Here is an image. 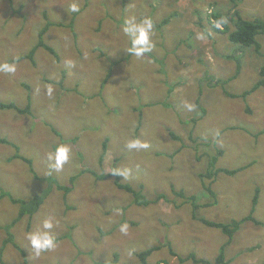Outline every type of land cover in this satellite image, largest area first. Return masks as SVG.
I'll list each match as a JSON object with an SVG mask.
<instances>
[{"label": "rangeland", "instance_id": "374dc122", "mask_svg": "<svg viewBox=\"0 0 264 264\" xmlns=\"http://www.w3.org/2000/svg\"><path fill=\"white\" fill-rule=\"evenodd\" d=\"M73 3L79 7L76 15L70 11ZM234 4L245 17L264 18V0ZM234 4L0 0V64L33 51L32 59L12 63L14 72H0V102L20 109L30 106L28 113L0 109V138L13 142L36 172L15 158L13 145L0 142V187L8 194L0 199V248L12 233L23 251L9 242L4 264H140L139 253L159 245L149 264H192L180 261L190 253L213 261L227 237L194 219L187 197L194 196L201 206L211 204L196 216L229 222L251 212L257 187L258 224L241 226L225 259L228 264H264V88L246 98L223 91L224 86L237 94L251 88L259 61L246 51L237 74L234 61L225 58L239 55L237 45L198 25V19L207 25V15L228 13ZM132 17L152 20V51L163 65L149 53L127 54L131 41L122 29ZM44 29L43 41L56 56L46 47L36 50ZM260 39L264 45V37ZM232 76L229 84L215 85ZM199 103L207 111L204 118ZM210 138L219 139L230 156L222 157L218 166H247L235 177L218 178L213 184L217 198L199 181L213 152ZM132 141L144 146L130 148ZM195 142L202 144L201 152ZM62 144L70 147L71 159L60 171H52L48 153ZM112 168L121 183L142 184L149 199L160 193L167 199L146 207L135 204L129 192L114 184L115 177L108 176ZM172 185L187 192L186 198L173 194ZM66 188L68 194L62 191ZM33 190L51 193L31 219L25 216L11 227L33 199ZM47 218H53L56 247L37 256L26 237L42 230ZM123 224L128 225L126 233L120 230Z\"/></svg>", "mask_w": 264, "mask_h": 264}, {"label": "trees", "instance_id": "16d2710c", "mask_svg": "<svg viewBox=\"0 0 264 264\" xmlns=\"http://www.w3.org/2000/svg\"><path fill=\"white\" fill-rule=\"evenodd\" d=\"M236 1H239V0H231V3L234 4V3H236ZM233 7H234L233 10H230L228 13H226V12H224V13L223 12H218V13L213 12V13H210L209 15H207L206 16L207 25H204L202 23L201 18L198 19V25L201 26L205 32L208 33V31L210 32L213 30L215 32V34L226 36L227 40L231 44L237 45L238 51L240 52L239 55L230 56L227 54L225 56V58H228L229 60L234 61L235 67L237 68V70H236L237 74L239 71H241L243 69V64L246 62L245 61L246 57L244 56V53H246V51L251 52L254 55V57L257 58V61H259L258 62L259 64H257L258 65L257 66L258 79L256 80V82L253 84V86L251 88L245 89L244 91H242V93L237 94L235 91H232L229 87L226 88L224 86L225 83L229 84L236 76H238L237 74L235 75V77L232 76L222 83L217 82V84H215L216 86L223 84V86L225 87V88L223 87L224 94H226L229 97L246 98L249 95H251L252 93L258 91L259 89L264 88V53L262 50L264 45H263L262 40L260 39L261 37H264V18L258 17V16H255L252 18L245 17L241 14V12L238 9H235V7H236L235 4ZM74 14L76 15L77 13H74ZM173 16H174V14L171 15L170 18H167L166 20H164V24H167ZM73 26H74V22H73ZM45 32H46V29L41 31L40 42H39L38 46L36 47V50L40 47H46L48 52H51L53 56H56L55 50L52 49L51 46L47 45L43 41V36H44ZM32 54H33V51H31L28 55H23L17 59L8 60L7 63L8 64L9 63H11V64L17 63V62H20L26 58L32 59L33 58ZM149 56L151 57L152 61L159 62V64L163 65L162 58L158 60L157 55L153 54V51L149 52ZM199 62L204 63L203 58H200ZM249 64L252 65L255 63H249ZM199 108H200L201 113H202L201 117L204 118L207 115V111L202 107V105L200 103H199ZM0 109H14L18 113H28L30 111V106H27L23 109H20V107H17L14 103L0 102ZM247 112L252 113V110L247 109ZM199 120L200 119L193 120V121L196 124L197 122H199ZM233 128L235 129L236 127H233ZM228 129H230V128H228ZM171 136L174 138L177 137L174 135L173 132H171ZM218 138H220V137H218ZM210 140L213 142V152H211L212 154L207 155V157H208L207 167H206V170L204 172L199 173V181L201 182L203 189L206 190V193L208 195L217 198L216 192L213 189V184L218 180V178L223 174L227 175L229 177H235V176L239 175L240 173H242L243 170H245V168L247 166L244 165V166H239L236 168H226V167L218 166L219 160L222 157H224V159H227L230 156H228V154L225 152L223 147H220V144L217 142L219 139L216 140L215 138H210ZM0 142L4 143V144H8V145H13L17 150L15 158L21 159L23 162L28 163V165L31 168H33L32 167V164H33L32 160L22 156L19 152V148L17 146H15V144L13 142L9 141L7 139V137L0 138ZM107 143L108 142L106 140L104 143L105 146H104L103 151H102L100 158H99L100 165H103V163H104V158L106 156V151H107L106 150ZM195 143H196V148L198 149L199 152H201L200 147L202 146V144L197 143V142H195ZM177 152L178 151H176L175 154ZM201 154H203V153H201ZM31 172L33 175H36L34 168L31 169ZM108 176L115 177L114 178V184L118 187V189L129 192L133 197L134 203L137 205L146 207L149 204L158 203L161 199H167V195L165 193L158 194L155 199H149L147 197V195L144 193V186L142 184H139L137 186H133L131 184L121 183L115 168H112V171L110 172V174ZM0 189H1V193H0V199H1V196L3 194H7V193L4 192V190L1 187H0ZM62 191L65 194H68V188H66L65 190H62ZM171 192H173V194H175L179 197H185L186 198L187 192H185L183 189H178L175 185L171 186ZM49 193H51V192H49ZM49 193H47V190L44 191L43 193H39V194L36 193V190L31 191V195L33 196V199L30 200L29 204H26V201L23 202V201L15 199V198H11V200L15 203H17L19 201L22 204L27 205L25 208H23L21 210L18 217L13 220V222L11 223V227H13L18 221H20L25 216H28L31 219L33 217V215L41 208L43 201L45 200V198L48 196ZM258 196H259V188L257 187L255 196L253 198V206H252L251 212L242 218L231 219L229 222H216V221L208 220L204 217H200L198 215H197L198 216L197 217L196 214L200 208L211 206V204L208 203V204H205L204 206H201V205L195 203V197L194 196L187 197V199L191 201L192 206H193V211H192L193 218L201 221L204 225H206L209 228H216V229L220 230L227 237V240H226V242H224L220 246L219 252L213 261L207 260V259L202 258V257H198L194 253H190L189 255H187L185 257H180V261L181 262H192V264H228L227 260L225 259L226 249L234 241L235 235L237 232H239V230L241 229V226L243 224H245L246 222H249V221L253 222L255 224H258L257 219L254 217L255 208H256L257 202H258ZM215 203H216V201L213 202V205ZM14 240H15V236H13V234L10 233L8 238L4 241L3 246L0 248V264H4L3 263V253H4L6 245H8L9 242L10 243L13 242L14 247L23 253V251L21 250L19 245ZM162 246L163 245L155 246L153 248H149V249L139 253L138 257H139L140 264H149L147 261L148 258L156 250L161 249ZM166 246H169V252L171 253V255L177 256V253L173 250V248L171 247L169 242H166Z\"/></svg>", "mask_w": 264, "mask_h": 264}, {"label": "clouds", "instance_id": "9594fccd", "mask_svg": "<svg viewBox=\"0 0 264 264\" xmlns=\"http://www.w3.org/2000/svg\"><path fill=\"white\" fill-rule=\"evenodd\" d=\"M70 11L73 13L79 12L78 5L75 3L71 4ZM153 28L154 25L150 18L137 20L136 17H132L131 19H126L122 30L131 41V46L128 48L127 54L135 57H143L146 53L151 52L154 47L152 42ZM14 71V64H0V72L7 74ZM49 93H51L50 88ZM128 146L130 148H138L144 145H141L139 141H132ZM70 159L71 149L67 145H59L53 152L48 153V160L51 162L52 171H60ZM53 228V218H47L42 223V230L27 234L26 238L29 240L30 246L37 256L56 247V240L51 232ZM127 229V224L121 225V232L126 233Z\"/></svg>", "mask_w": 264, "mask_h": 264}]
</instances>
